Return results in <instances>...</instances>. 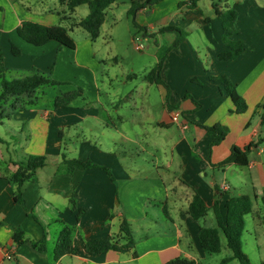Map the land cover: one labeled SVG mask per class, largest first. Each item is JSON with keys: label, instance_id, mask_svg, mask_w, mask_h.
<instances>
[{"label": "crops", "instance_id": "1", "mask_svg": "<svg viewBox=\"0 0 264 264\" xmlns=\"http://www.w3.org/2000/svg\"><path fill=\"white\" fill-rule=\"evenodd\" d=\"M68 1L46 4L44 0V7L34 9L28 0H0V69L4 65L23 78L35 68H53V77L63 82L58 96L84 87L82 96L66 106H55L54 101L42 103L37 98L25 109H14L17 98L11 96L2 104L0 264H166L177 257L197 264H241L233 258L221 229L220 252H206L200 242L202 228L217 227L215 200L220 201V212L226 217L225 203L236 195H249L253 204L245 215L243 249L252 264H264V109L257 108L264 101V6L246 1L235 36L244 39V49L233 60L218 57L227 48L221 40V21L213 17L207 22L198 7H179L181 0H163L139 11L138 34L148 40L147 47L156 48L155 61L141 76L143 82L138 75L124 71L122 84L133 82V86L111 92L109 84L101 85L102 89L99 85V57L88 32L75 49L55 40L36 46L18 35L24 21L77 28L88 15L89 6L82 4L71 12ZM116 3L106 9L100 29L109 25L110 36L117 19L109 22L108 13H115ZM170 25L193 29L173 49L169 48L176 34L160 31ZM198 45H204L203 52ZM164 58L161 78L169 94L163 84L147 78ZM220 75L236 84L247 102L245 112H232V99L211 79ZM175 114L187 127L173 121ZM127 122L133 127L131 131L126 129ZM216 123L228 126L229 132L210 153L214 136L200 125ZM253 141L259 144L249 152L247 166H217L230 155L232 146L245 147ZM127 142L134 144L132 152L124 149ZM28 155L47 156L48 162L37 170L34 181L25 183L24 205L15 199L18 184L12 177L18 168L15 162L26 160ZM64 156L105 166L113 178L101 167L76 168L70 173L62 164ZM195 193L208 206L199 219L188 214ZM123 218L130 224L134 250H109L98 255L86 252V242L97 238L112 236L124 243L125 234L120 229ZM66 226L72 228V247L78 252L56 259V242ZM156 226L168 229L152 231ZM18 228L25 233L21 246L14 240ZM43 239L44 251L34 245ZM247 245L252 254L246 251ZM225 258L231 259L224 262Z\"/></svg>", "mask_w": 264, "mask_h": 264}, {"label": "trees", "instance_id": "2", "mask_svg": "<svg viewBox=\"0 0 264 264\" xmlns=\"http://www.w3.org/2000/svg\"><path fill=\"white\" fill-rule=\"evenodd\" d=\"M130 7L128 9V15L132 17L134 25L137 28H141L136 21V17L139 11L143 9H151L154 5L160 3L163 0H129ZM198 1L200 0H181L179 7L197 8ZM116 0H69L68 8L72 12L74 9L82 4H88L89 13L86 17L78 22V25L85 29L92 39H96L100 35V29L106 18V9L115 3ZM215 8V14L217 18L222 21V41L226 45V49L218 55L221 60H233L239 57L244 49V41L240 38L232 39L231 37L239 33L236 27V20L238 13L232 8L223 11L213 5ZM210 21L209 18L206 19ZM161 32H174L176 39L169 49L178 47L185 38L184 32L177 26H165L161 28ZM18 35L27 42L42 46L49 41L55 40L62 45L70 49L76 48V42L69 33V29L61 24L57 25H45L33 21H24L18 27ZM13 52L19 54V50L13 47ZM165 58L159 61L147 74V78L151 82L161 83L168 89V85L161 78V71L163 68ZM4 65L0 69V75L3 76ZM211 79L219 83L227 95L232 99L235 109L232 112L243 113L247 110V102L245 98L238 92L236 84L226 75L214 76ZM61 82L53 79L50 73L35 69L30 75H27L21 79L6 80L3 79L1 84L0 93V118L3 116L1 113L2 104L8 99V97H15L17 101L14 103V109H25L28 105H33L34 100L38 98L37 93L40 88L45 85H59ZM82 94V90H73L64 93L61 96H57L54 99L53 104L55 106H66L72 100ZM168 96V95H167ZM198 105V104H197ZM257 108L264 109V101L258 104ZM206 130L208 135L214 136V139L210 142V153L212 147L221 143L229 132V127L221 123H216L212 126L200 125ZM258 142H251L245 147L234 145L231 148L230 155L223 161L217 164V166L223 167L228 164H235L238 166H247L249 163V152L252 147L257 146ZM48 162L47 156L44 155H28L26 160L15 162L18 168L12 177L18 184L17 195L15 199L25 205V200L22 196L23 188L26 182L34 181L36 179V172L39 168L45 166ZM62 164L65 170L72 173L76 168L87 169L94 167H101L106 170L113 178L111 170L105 166H100L90 160H81L77 158H68L66 156L62 159ZM64 169H61V171ZM74 203V202H73ZM220 201L217 199L213 205V210L217 220V227L202 228L200 231V242L202 248L209 253H218L221 250L220 241V229L224 232L229 247L233 251V258H237L241 264H252L249 256L245 253L242 243V235L245 230V215L252 211V198L249 195H236L230 197L226 203L227 215L223 217L220 212ZM208 211V206L204 198L195 193L190 203L188 214L194 219L203 217ZM121 232L125 234V242L120 243L112 236L102 237L90 240L86 242L85 250L92 255H98L106 253L109 250H115L121 253H126L134 250L135 240L132 236L130 224L126 218H123L120 226ZM72 228L66 226L61 231L55 247V258L59 259L66 254H76L77 248L72 247ZM25 233L22 228H18L14 233V240L18 246H21L24 242ZM41 250L46 249L45 239L37 241L34 244ZM231 258L223 259L224 262L229 261ZM166 264H197L194 260H189L184 257H177L170 260Z\"/></svg>", "mask_w": 264, "mask_h": 264}, {"label": "rangeland", "instance_id": "3", "mask_svg": "<svg viewBox=\"0 0 264 264\" xmlns=\"http://www.w3.org/2000/svg\"><path fill=\"white\" fill-rule=\"evenodd\" d=\"M43 1L44 0H28V3L30 7H34V9H36L38 7L40 8L44 7ZM116 1L117 3L114 7L115 13L111 11H109L108 13L109 22L113 23L117 19V26L115 27L114 33L112 34V36H110L109 25L106 27L104 26L103 30H101L100 32L99 37L96 39H92L89 34L90 39L94 41L95 43V52L97 53V57H99L98 60L100 62L99 69L96 72L99 85L102 89L101 85L106 86V84H109L111 86V92L118 88L121 90H124V89H129L130 87L133 86L134 84L133 82L128 83V85L126 86L122 84L121 80H122V74L125 73L124 71H128L131 75H135V74L138 75L139 82H143L140 78L145 73L146 69H148L151 66V63L152 64L154 63L155 54L157 52L154 46L147 47L149 45L148 40L144 39L141 34L140 35L138 34V28L134 25L132 17L129 16L127 13L129 0H116ZM246 1L247 0H200L198 1V8L203 13L205 19L209 18L210 21H211V18L213 17L221 21V19L217 18L215 14V8L213 7V5H216L217 8L223 11L234 8L238 13L237 20H236V27H237L239 16L241 17V15L244 13ZM252 1H256L258 4L264 6V0H252ZM50 2L51 0H45L44 3L48 4ZM67 8H68V4H67ZM81 15H82L81 11H79L78 18H80ZM221 28H222V21H221ZM192 30L193 29L183 30L184 36L189 35V33H191ZM197 31H199L203 36V33L201 32V29L198 26H197ZM69 33L75 40L76 47H77V44L81 40H84V38L88 36L87 31L83 29L82 27H80L79 25L77 28L75 27L73 30H69ZM222 33H223V28H222ZM192 35H195L193 37L195 38L197 37V40H199L195 32H193ZM235 36L236 35L232 36L231 38L236 39ZM242 40L244 41V39ZM136 44H142L144 48L141 50H138L135 47ZM198 47L199 49H201L202 52L204 51V45H198ZM35 69H38V68H35ZM52 69L53 68H50L47 71L45 70H41V71L50 73V76L53 79L61 82L60 80L53 77ZM21 78L22 76L18 74L16 71L6 70V68H4L3 76L0 75V93H1V84H2L3 79L14 80V79H21ZM103 79H104V83L102 82ZM136 82L138 83V81ZM61 83L62 84H59V85H45L42 88H40L37 93L38 99L40 100V102L47 103V102L54 101V99L58 96L57 93L59 92V86L63 85V82ZM79 89L82 90V93L84 92V87L82 86H78L74 90H79ZM81 96L82 94L78 96L77 98ZM154 97L156 96H153V98ZM125 110L127 113H129L130 108L126 107ZM125 126H126V129L130 131L133 128L129 122H127ZM175 132H176V135H175L176 139H179L180 132L177 128ZM124 147L126 151L132 152L133 151L132 149L134 148V144L131 142H127L124 145ZM133 158L138 159L136 155L133 156ZM249 224H250V221L248 225ZM166 229H168L167 226L165 227L156 226L153 228L152 231L161 232ZM51 247H53V245H50V248ZM245 248H246V251L252 254V251L250 250L248 245Z\"/></svg>", "mask_w": 264, "mask_h": 264}, {"label": "built area", "instance_id": "4", "mask_svg": "<svg viewBox=\"0 0 264 264\" xmlns=\"http://www.w3.org/2000/svg\"><path fill=\"white\" fill-rule=\"evenodd\" d=\"M136 49L138 50H141L144 48V46L142 44H136ZM173 121H176V122H180V115L179 114H175L173 117H172ZM182 124V127H187V123H183V122H180Z\"/></svg>", "mask_w": 264, "mask_h": 264}]
</instances>
